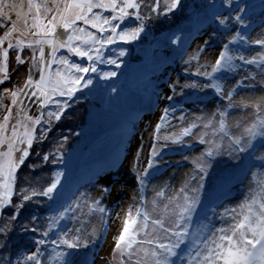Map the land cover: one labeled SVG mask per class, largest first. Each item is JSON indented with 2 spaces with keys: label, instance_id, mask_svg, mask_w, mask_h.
Returning a JSON list of instances; mask_svg holds the SVG:
<instances>
[{
  "label": "rangeland",
  "instance_id": "obj_1",
  "mask_svg": "<svg viewBox=\"0 0 264 264\" xmlns=\"http://www.w3.org/2000/svg\"><path fill=\"white\" fill-rule=\"evenodd\" d=\"M10 2L13 5H19L21 0H10ZM37 2L40 3L42 0H37ZM94 2H98V0H94ZM104 2L107 3L108 0H104ZM137 2L140 4L139 9H127L126 11L129 15L115 21H112L111 17L119 15V13L113 12L110 7L107 9L93 8L91 15L101 18L98 21H94L98 25L97 28L92 27L90 24L85 25L83 21L77 22L75 27L84 28L85 33H77L79 39L74 40L73 43L82 50L90 49L89 55L92 56V60H89L87 56L80 57L70 53L67 47H58L62 39L69 34L64 32L59 23L55 27V32L59 34V38L53 39L52 35H46L43 30L47 24V19L41 20L39 24L40 34L34 36L33 31L35 30H29L24 25L23 13H21L20 20L16 21L15 11L9 13L8 10H5V17L10 14L13 21H16L15 31H12L13 24L11 22L6 18H0V23H3V25L8 23L7 32L12 31L11 36L6 37L3 35L0 37V39L4 40V44L0 45V64L4 62L2 53L9 42L15 43L17 38L25 40L21 48L8 50L7 76H5L4 72H0V81L5 82L10 73L12 68L11 60L13 59L11 54L15 49L22 53L25 47L29 49L36 47L39 53V49L43 48L49 61L48 67L45 68V62L40 58L41 73H43L49 86L45 90L46 95H40L37 92V95L42 98L36 107L32 105L37 101L31 103L30 96L32 91H37L35 84L40 81L41 74L39 80L32 81L33 83L27 88H25L26 83H23L21 86H8L6 87L8 90H5V88L1 90L2 92L0 91V122L3 121L7 110L11 109L15 117V120L11 121L12 123L20 121L29 125L33 142L31 148L28 149L30 154L29 158L25 159V163L27 162L26 160L36 155V153L31 154L32 148L34 147L37 150L38 147L39 150L36 152L41 161L39 165H42L43 162L69 164L70 161L78 158L82 153V149L88 146L89 141L93 137L94 139L97 138L98 132L104 131V129H101L106 122L112 120L111 122L116 123L125 118H127L128 123L130 121L129 125L122 131L116 134L110 132L109 136L91 147L95 155L99 154L100 158H105L106 154H111L109 152L110 147L115 148L116 156L111 154L115 158L114 166L98 169L89 180L73 182L66 192L67 185H65V188L63 187L64 192L70 198L68 203L61 205V208H59L61 210L66 205H70L71 208L68 211L65 222H63L64 224L61 222V232L53 240L59 241L64 230L69 228L74 230L77 227H82L81 222H84V231L80 235L88 243V247L86 249L80 248L76 251L84 257L83 260L88 258L87 264H120V255L118 252H114V248L116 238L120 234L129 208L133 210L140 209L141 211L147 210L152 218H158L165 214V205H169L170 209H173L176 203L183 204V196L185 194L198 196L199 203L193 213V222L190 229L193 237H190V239L195 238L197 243H199L203 237L209 235L210 230L222 226L226 227L231 216L230 210L238 208L253 191L259 190V186L256 184L252 174L255 173L257 179L264 177V167L261 166V162L255 159L257 155H264V139L258 137V143L246 153L229 155L226 150L229 141L227 137L221 139L223 134L219 130L220 121L223 120L225 125H227L226 131L230 134L239 135L243 131L244 125L250 124L255 120L254 109L242 107L241 102L261 103L262 114H264V100H261V97H264V65L261 67V64L256 63L248 68L245 67L247 64H239V61L234 59L233 64L238 69V73L234 74L236 79L229 78V75L232 74L230 72L212 73V65L220 52L223 51V45L228 43L237 32L242 36L246 35L248 25L253 18L252 12L246 11L243 18L244 25H241L239 23L234 24L235 21L231 17L237 14V10H233L231 16L228 15L230 19L225 28L227 30L223 31L222 26H214L211 28H196L192 31L193 35L180 33L178 34L180 39L176 43L170 42L169 45L161 49H154L153 54L152 50L138 45V42L144 38V33L149 34L152 36L150 38H153V33L149 30L152 24H146L148 29L144 27V31L140 33L137 39L129 40L128 42L119 39L118 34L111 32L112 24L120 25L117 33L128 31L141 25L140 19H137L135 23L133 22L132 25L127 26L131 18L137 17V15L140 16V12L146 7L145 5H148L147 8H149V5L152 7V0L146 2L145 0H137ZM23 3L26 10L27 0H23ZM241 7H244V5ZM165 13L169 15L167 10ZM32 15H35V8L32 9ZM50 18L49 14L48 19ZM104 18L110 20L109 25L103 24ZM252 29L254 31L248 36L247 46L237 42L230 44L228 49L230 54L238 57L240 53H244L247 59L256 58L257 60L264 55V47L254 43L257 40L264 39V22H261V24L259 22L256 23ZM20 33L24 35L21 37ZM86 33H91L92 37H95V42ZM110 36H113L112 42H108ZM184 36L192 39L183 40L186 39ZM44 39H52L53 45L33 44L32 47H28L27 42ZM176 45H182L176 65L165 66L151 60L150 63L144 66L149 70V77L145 83L133 85L132 82V84H124L120 80L121 74L128 69L133 70L135 74V70L141 69L143 66L137 61L135 62V56L131 53L136 46L139 47L137 53L144 52L147 54V50H150L151 55H154L152 57L162 59L172 55L173 46ZM53 46H56L55 52L52 50ZM245 47H252V49L249 50ZM242 48L244 49L243 51H241ZM97 49L99 50L98 52ZM121 51L125 53L123 56L120 55ZM236 51L239 54L235 53ZM38 57H40L39 54ZM53 57L67 58L70 64L75 63L83 67L94 66L96 72L77 73L74 69H70L69 66L61 64L58 59L54 60ZM111 60H116L120 66L117 67L115 64L109 63ZM110 72H115L117 75L108 79L101 78V74ZM204 72L212 74L211 79L203 75ZM75 76L91 79L93 83L88 88L81 87L79 91H75L71 99L60 95V89L63 88L66 91L68 87L67 78ZM208 79L211 82H207ZM82 83L83 81H81ZM214 83H221L225 94L230 91L237 93L239 90L238 86L241 85L243 90L238 93V98H233L232 95V99L229 100L226 95L213 94L216 90L213 87H208V85ZM113 88L116 89L115 92L112 91ZM85 91H94L96 95L92 101L100 105L99 110L89 109V112L94 117L90 120L91 126L89 127H92L94 132L90 130L83 134L81 133L83 139L72 143H69V139L63 138L58 134V139L54 140V143H57L53 144L54 148H50L47 153L45 150L42 151V148H40L42 146L41 142L51 139L52 129L64 119L63 113L66 108H69V104L86 102V99L79 97V94ZM12 92H17L15 103H13ZM198 95L202 98L201 102L197 100L199 98ZM169 96L172 99H167ZM184 99L187 102H182L180 105L174 104L175 101L180 102ZM235 108H239V111L233 114L232 110ZM165 109H167V114H165ZM57 112H60L61 115L59 120L55 119ZM16 113H20V115L16 117ZM49 113H53V115L50 117ZM221 113H224V115L221 116ZM162 117L165 118L162 120ZM36 119H39V124L34 123ZM238 123L241 124L239 128L236 127ZM158 124L160 128L157 131ZM205 125L210 126L205 127ZM185 129H190L187 135L184 134ZM22 130L20 129L19 131ZM4 138L7 140L8 137ZM201 139L204 140V143H201ZM109 140L114 142L102 148ZM213 142L223 144L224 148L220 150V154L204 157L208 161L209 166L204 173H200L196 169L194 161L197 157L203 156L209 149H213ZM35 143H37V147ZM74 143L75 145L73 146L72 144ZM26 146V143L17 145V147L21 148ZM3 150V148H0V151ZM50 151L53 154L60 152V155H53ZM153 152L156 153L155 156H153ZM165 153L168 154L163 156ZM251 153L254 157L253 161L258 164L249 163L251 160L250 156H252ZM19 155H21L20 152L15 153V156ZM44 156H48L49 159L44 161ZM84 156V153L80 155V157ZM88 156L89 158L92 157L91 155ZM234 156L235 158H233ZM0 159L6 158L0 157ZM149 161L153 163L151 168L149 167ZM247 162L248 164H246ZM164 164L167 166L166 170L161 173H152L156 170L159 171ZM23 165L15 171V180ZM168 166L171 167L168 168ZM53 170H47V172L52 174V176L57 173H63L66 177V171L69 168L58 171ZM243 174L246 175L241 178L239 184L231 188L229 184ZM193 176L196 179H192ZM201 176H203V179H200ZM67 178L65 179L66 182H68ZM199 185H202V187H199L198 192L193 193L191 189ZM104 188H108L109 191L105 193L103 191ZM181 188L185 189L184 193H181ZM211 190L212 192H210ZM0 192H3L2 188H0ZM11 192L12 201L14 194L13 184ZM161 192L163 196H158L157 193ZM226 197L228 199L223 204H220ZM169 198H173L171 203ZM96 200H99L101 206L108 210L103 218H101L100 213L89 214V207L94 206L93 202ZM9 205L7 204L0 208V216ZM226 209L229 211L226 212ZM222 213L224 214L223 216L221 215ZM133 215H135V212ZM152 227L150 224L149 231H151ZM144 238L143 235L138 237V239ZM139 247L150 250L152 246L145 243L139 245ZM182 254L185 255V260L182 261L174 257L175 264H187L186 253ZM138 258L140 259V264L152 261L150 255L144 257L142 252Z\"/></svg>",
  "mask_w": 264,
  "mask_h": 264
},
{
  "label": "snow or ice",
  "instance_id": "obj_2",
  "mask_svg": "<svg viewBox=\"0 0 264 264\" xmlns=\"http://www.w3.org/2000/svg\"><path fill=\"white\" fill-rule=\"evenodd\" d=\"M161 0H154V6H152L151 11L156 12L159 9ZM164 6L167 12H173L174 10L182 7V0H163ZM238 3V0H237ZM233 0H223L222 6L231 8ZM208 8L215 9L216 4L215 0H208ZM111 8L113 12H118L119 15H113L111 17L112 21L118 20L121 17L129 15L126 11L127 9H139L140 4L137 0H108L107 3L104 0H42L38 3L37 0H27V7L25 6L23 0L19 5H13L10 0H0V18H6L9 22L13 24L12 31H15V22L20 20L21 13L24 15V25L29 30L33 31V35L37 36L40 34L39 24L42 19H47V24L44 26L43 30L46 35H52L53 39L59 38V34L55 32V27L57 23L62 26L65 33H69L66 38L62 39V42L58 45L60 48L67 47L70 53H73L77 56L84 57L87 56L89 60H92V56L89 55L90 49L82 50L80 47L76 46L73 41L79 39L77 33H85L84 28H77L75 25L79 21H83L85 25H91L94 28H97L98 25L94 21H98L101 18L99 16L91 15L93 8ZM35 8V15H32V9ZM5 10H8L9 13L15 11L16 21H13L12 16L9 14L5 17ZM245 9L239 7L237 9V14L234 16V20L244 25V19L241 15ZM50 14L51 18L48 19ZM166 14V13H165ZM59 18V20H58ZM137 19H143V17L137 15ZM228 16H220L218 13H213L212 20L217 21L221 26H226L229 21ZM30 20V23H29ZM104 25H109L110 20L107 18L103 19ZM120 27L119 24L111 25V32L113 34H118L119 39L128 42L129 40H135L139 37L140 33L144 31V26L141 24L139 27L130 29L128 31H120L117 33V29ZM71 30V31H70ZM12 31L5 33L6 37L12 35ZM24 34L20 33L22 37ZM94 42L95 37H92L91 33H86ZM180 37H176L172 40V43H176ZM237 39L246 40L239 32L232 37L228 43L223 45V51L220 52L219 56L215 60V63L212 65V73L217 72H231L235 65L233 64L234 59L242 61L244 64L252 65L259 63L264 65V55H262L259 60L256 58L247 59L244 56L234 57L229 53V45L234 43ZM113 41V36L108 38V42ZM25 43L24 39L17 38L15 43L9 42L6 48L3 50V64H0V72H4L7 76V61L9 58V49L21 48ZM104 43V42H101ZM255 44L264 47V39H260L254 42ZM4 44V40L0 39V45ZM28 47H32L33 44H48L53 45L52 39L44 40H34L27 42ZM53 52L56 51V46H53ZM99 50L97 49V52ZM125 53L120 52V55L123 56ZM39 56L45 62V68L48 67L49 61L46 58L45 51L43 48L39 49ZM35 58V53L34 57ZM54 60L58 59L59 62L63 65L69 66L70 69H74L77 73H88L96 72V68L93 67H83L81 65L71 63L67 58H57L53 57ZM16 61L20 64L24 63L21 55L16 56ZM111 64H115L117 67L120 65L116 60L109 61ZM59 75V73H57ZM117 74L115 72L103 73L101 78L108 79L115 77ZM203 75L211 79L210 73L204 72ZM81 81L83 83L81 84ZM3 83V81H0ZM32 78L29 76L27 78L25 88L31 85ZM68 87L66 91L61 88L60 95L67 96L69 99L72 98L75 91H79L80 88H88L93 81L91 79H85L83 76L68 77L66 80ZM48 82L45 81L43 73H41L40 81L35 84L37 91H32L31 96H37V92L40 95H46V89L48 88ZM208 87H213L218 94L226 95L229 100L232 99L233 92L228 93L223 92V85L221 83H214L208 85ZM55 91V89H53ZM113 92L116 91L115 88L112 89ZM235 91V89H233ZM14 98L13 103H15V97L17 92H12ZM167 99H172V97H167ZM261 100H264V97H261ZM242 107L244 108H253V115L255 120L250 124L243 126V131L239 135L230 134L225 129L224 121H220V132L223 134L221 139L227 137L229 143L227 145V151L229 155L246 153L253 147V142L259 137L264 139V114H262L261 103L251 102L245 103L241 102ZM165 114H167V109H165ZM20 113H16L18 117ZM50 117L53 113L48 114ZM224 113H221L223 116ZM61 118L60 112L55 114V119L59 120ZM165 117H162L163 120ZM30 119V118H28ZM15 120V117L12 114V110L8 109L7 113L3 117V121L0 122V148H3V151H0V157L6 159H0V188L3 189V192H0V208H3L7 204H11V188L12 184L15 182V171L25 163V159L29 156L28 149L32 146V136L30 133L29 125L20 121L12 123L11 121ZM34 123L39 124V119H36ZM210 125H205L209 127ZM236 127H241V124H237ZM160 125H157V131L159 130ZM23 129L22 131H19ZM190 132V129H185L184 134L187 135ZM4 137H8L5 140ZM26 143V147L21 148L17 145H23ZM201 143H204V140L201 139ZM214 143V148L209 149L203 156L197 157L194 161L196 169L200 173H204L206 168L209 166L208 161L204 158L212 157L214 154H220V150L224 148V145L221 143ZM16 152H20L21 155L15 156ZM156 153L153 152V156ZM235 158V156L233 157ZM44 161L49 159L48 156L43 157ZM255 159L261 162V166L264 167V155H257ZM149 167H153L152 161H149ZM63 173H57L56 177L52 182L39 193L32 190V195L37 194L47 197L48 200H53L55 194L58 191V186L60 185V177ZM253 178L255 179L256 184L259 186L258 191H253L244 201L241 203L238 208H232L230 210L231 216L230 220L227 222L226 227L215 228L210 230L209 235L201 239L197 243L193 237L192 232L190 231L193 222V213L196 210V206L199 203L198 196H188L185 194L183 196V204L176 203L173 209H170L169 205L164 206L165 214L158 218H152L147 210L141 211L140 209H131L129 208L126 217L123 221V227L120 231V234L116 238L114 252H118L120 255V264H140V253H143L144 257L151 256V264H175V260L172 258L175 257L180 260H185L186 253L187 264H264V177L256 178V174L253 173ZM192 179H196L195 176ZM203 179V176L200 177ZM198 187L192 188L191 191L196 193L199 191ZM103 191L107 193L108 188H104ZM181 193L185 192L184 188H181ZM158 196H163V193H157ZM23 199L25 201L31 199V197L25 192ZM170 203L173 198H169ZM94 206L89 207V214L91 213H100L101 218L107 214L108 210L101 206V202L96 200L93 202ZM16 208V212L13 213L11 219L16 220L18 218V213L20 209L23 208V205H13ZM78 207V205H77ZM71 206L63 208L60 210L57 215L51 217L52 224L58 225L61 220L65 218L66 213L70 210ZM214 211V210H213ZM228 212L229 210H225ZM135 212V215L133 213ZM224 215L223 213L221 214ZM82 227H77L76 229H66L61 233V238L59 241L53 240L52 243L56 244L58 247L63 245L67 249L77 250L80 248H87L88 243L83 239V236L80 235L84 231ZM152 225L151 231H149V225ZM24 231H27V225L23 228ZM38 229L33 227L31 231L36 232ZM6 231V228H0V232ZM95 232V230H93ZM44 236H48V232H43ZM143 235L144 239H138ZM37 244L43 245L44 240L36 241ZM147 243L151 245V249H141L139 245ZM184 246V248H182ZM40 249L37 248L36 253L28 255L26 257L27 261L33 262V264H41L39 259ZM68 255L66 252L57 253V259L61 261V264H68L65 260V257Z\"/></svg>",
  "mask_w": 264,
  "mask_h": 264
},
{
  "label": "trees",
  "instance_id": "obj_3",
  "mask_svg": "<svg viewBox=\"0 0 264 264\" xmlns=\"http://www.w3.org/2000/svg\"><path fill=\"white\" fill-rule=\"evenodd\" d=\"M146 1L148 0H145V2ZM153 2L154 0H152V6H154ZM222 2L223 0H215L216 8L209 9L207 6L208 0H182V7L170 12L169 15L165 14L166 9L164 8L163 0H161L159 9L156 12H149L151 5H149V8H147L148 5H145L146 7H144L140 12V16L143 17V19H140V24H143L147 29L148 26H146V24H152V27L149 30L153 33V38H150L152 36L149 34L144 33V38L138 42V45L152 50L154 54V49H161L169 45L173 38L177 37L180 33L193 35L192 31L196 28H211L214 26L220 27L221 25L217 21L212 20L213 13H218L220 16H231L233 10H237L239 7L244 5L243 8L245 11L241 14L243 18L245 17L246 11L252 12L253 18L248 25L247 32L245 33L246 35H244L247 40L237 39L235 42L240 44L242 43L243 46H247L246 44L249 41L248 36L254 31L252 27H254L258 22L259 24L264 22V0H238V3L237 0H233L231 8L222 6ZM231 18L234 20V17ZM136 21V17L131 18L127 26L132 25V23H135ZM235 23L237 22L235 21L234 24ZM8 26V23L5 25L0 23V37L5 35L7 28H9ZM226 27L227 26H222V30H227L225 29ZM184 37L186 39L183 40L192 39H190V37ZM181 47L182 45L173 46L172 55L167 58L163 57L162 59H158L152 57L154 55H151L149 52L150 50H147V54L144 52L137 53V49L139 47L136 46L133 48L131 53L135 56V62L137 61V63H140L143 66L141 69L135 70V74L133 70L128 69L125 73L121 74L120 80L124 84H132V82L133 85L137 83H145L149 77V70L144 67L145 64L150 63L152 60V62L156 61L165 66L176 65V62L180 57L179 52ZM26 48L27 47L23 49L22 53L15 49L11 54V57L13 58L11 60L12 68L5 82L0 83V91L8 86H21L23 83H26L29 76H31L33 82L39 80L41 74V60L40 57H38V49L36 47H32L30 49ZM245 48L249 50L252 49V47ZM243 50L244 49L242 48L241 51ZM34 53L35 58H33ZM235 53L238 52L236 51ZM18 54L23 58V64L16 61V56ZM243 54L244 53H240L239 56L245 57V54ZM238 61L239 64H244L242 61ZM260 66L263 67L262 65ZM245 67L250 68L251 65H245ZM237 72L238 69L234 68L230 73L236 74ZM5 90H8V88ZM95 95L96 93L94 91H85L84 93L79 94L80 98L86 99L85 103L80 102L76 104H69V108H66L63 113L64 119L58 123L54 129H52L51 139L48 141L43 140L41 142L42 146L40 148H42V151L45 150L47 153L50 148H54L53 144H57L54 143V140L58 139V134H60L63 138L69 139V143H72L83 139L81 133L83 134L84 132H88L90 130L94 132V129L89 127L91 126L90 120L94 118L92 113L89 112V109H100V105L92 101V99L94 100ZM198 97L201 99L200 96ZM41 98L42 97L40 95L30 96L31 103H33V101H37L33 103L32 106L36 107L38 102H41ZM126 119L127 118L122 119L116 123L111 122L112 120L106 122L105 126L101 129H104V131L98 132L96 136L97 138L94 139L93 137L91 141H89L88 146L82 149L81 154L84 153L85 156L80 157V154L78 158L73 159L69 164H50L43 162L42 165H39L41 161L36 152L39 149L37 147V143H35L37 150L33 147L31 154L36 153V155H34L31 159L26 160L27 162L24 163L23 167L19 171L18 177H16V180L13 183L14 194L12 196L11 204L3 210L0 216V228H6V231L0 232V264H33V262L27 261L26 257L36 253L37 248L40 249L38 255L41 264H61V261L57 259V253L61 251L68 253L65 257L68 264H87L88 258L83 260L84 257L76 250L67 249L63 245L58 247L56 244L52 243L55 236L61 232V222L64 224L63 222H65L68 212L66 213L65 218L61 220L58 225L52 224L51 217L56 215V212L58 213L60 211L61 205L68 203L70 196H68L65 192L69 190L73 182L89 180V178H92V174L98 169L100 170L101 168L114 166L115 158L114 155L111 154H115V148L110 147L109 152H111V154H106L105 158H100L99 154L95 155L91 147H93L95 143H98V141L109 136L110 132L116 134L126 128L130 123V121L128 123ZM112 142L114 141L109 140L102 146V148L111 145ZM72 145L74 146L75 143ZM65 147L67 148V146ZM50 153H52V151H50ZM53 155H60V152L54 153ZM88 155H91L92 157L89 158ZM65 168H69V170L66 171V177L62 175L64 179L61 177L60 187H58V191L53 200H48L47 197L39 194L35 196L32 195L33 189L39 193L56 177V175L52 176V174H49L47 170L54 169L53 171H58ZM66 178L68 182H66ZM65 185H67V188L64 192ZM25 192H27L31 199L27 201L23 199ZM13 205H23V208L20 209L16 220L11 219L13 213L16 212V208H14ZM68 206L70 205L63 206V208H67ZM63 208L61 210H63ZM25 225H27V231L23 230ZM33 227L38 230L36 232L31 231ZM45 231L48 232V236L43 235V232ZM38 240H44L45 243L43 245H39L36 243ZM78 257H80V259H78ZM145 264H151V262H146Z\"/></svg>",
  "mask_w": 264,
  "mask_h": 264
}]
</instances>
